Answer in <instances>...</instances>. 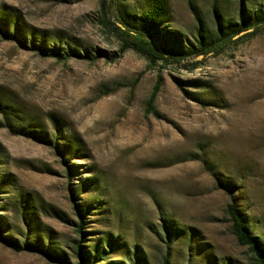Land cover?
<instances>
[{
    "label": "rangeland",
    "instance_id": "rangeland-1",
    "mask_svg": "<svg viewBox=\"0 0 264 264\" xmlns=\"http://www.w3.org/2000/svg\"><path fill=\"white\" fill-rule=\"evenodd\" d=\"M153 1L118 3L137 13ZM158 1L165 27L182 39L195 35V14L212 27L214 6L238 18L239 0ZM260 1L249 0L248 9ZM99 13L98 0H0L9 33L27 39L0 35V103L15 109L12 126L31 123L67 144L61 159L51 146L12 134L0 112V233L22 246L39 241L77 264L73 198L84 248L94 255L98 245L108 257L102 263L130 264L140 253L142 264L165 257L248 264L225 209L234 200L264 243V28L193 70L150 68L134 52L103 57L118 42L98 24ZM33 41L94 60L58 63ZM158 75L154 114L147 102ZM0 264L56 263L0 244Z\"/></svg>",
    "mask_w": 264,
    "mask_h": 264
},
{
    "label": "trees",
    "instance_id": "trees-1",
    "mask_svg": "<svg viewBox=\"0 0 264 264\" xmlns=\"http://www.w3.org/2000/svg\"><path fill=\"white\" fill-rule=\"evenodd\" d=\"M100 4V13L97 19L98 24L103 30L110 32L118 42V50L110 55H103L110 62L119 60L126 52H134L146 62L147 66L152 68L155 66H189L193 70L211 56H218L225 52L227 48L236 44L238 41L247 36H254L264 28V0L252 9H248L249 0H239L238 18L230 19L224 17L217 9L213 7V25L210 28L204 20L196 16V33L192 39H182L178 33H175L164 25L163 16H165L164 5H160L158 0L153 1V5L149 4L146 10L137 13H130L126 9H122L118 0H98ZM164 11V12H163ZM245 32L243 35H241ZM0 35L5 39H14L20 43H26L20 34L9 33L6 20L0 18ZM40 53L55 59L58 63H63L70 58H78L84 60H94L89 53H83L76 50L64 51L61 49L45 48L44 43L32 44ZM49 50V51H47ZM199 56L202 60H196ZM161 76L158 75L155 88L147 102V111L155 112L154 101L156 94L160 88ZM118 88L109 89L105 94L113 93ZM0 112H3L5 119L8 121L12 134L33 138L43 144L51 146L57 156L61 159L67 156L65 148L67 147L66 139L57 135L52 142L43 130H36L34 124L27 126H16L10 123L13 117L18 115L10 105L0 103ZM14 113V114H13ZM58 130V129H57ZM59 131V130H58ZM233 185L226 184V190L230 193ZM72 207L75 215L80 219L77 232L80 241L74 245L73 252L77 264H88L93 259L92 264H125L122 261H106V255L100 252L97 245L94 249V255H90L84 248L85 238L82 230V211L78 204L72 198ZM225 214L230 223V232L235 238L238 245L245 247L247 250L248 264H264V243L262 239L255 235L249 228L248 218L246 214L240 210L238 204L232 200L225 209ZM180 232L177 228L173 231ZM169 233V234H170ZM170 238V236H168ZM0 244L11 249L14 252H28L41 255L43 258L56 264H69L62 252H53L46 249L39 241L36 243L26 242L23 246L9 236L0 233ZM130 264H142L143 259L140 253H135V259ZM163 264H169L168 259H163Z\"/></svg>",
    "mask_w": 264,
    "mask_h": 264
}]
</instances>
